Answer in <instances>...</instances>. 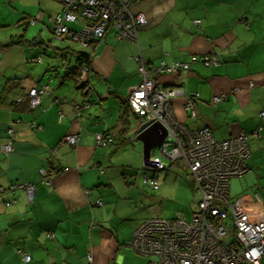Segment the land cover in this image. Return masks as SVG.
<instances>
[{"label": "crops", "instance_id": "crops-1", "mask_svg": "<svg viewBox=\"0 0 264 264\" xmlns=\"http://www.w3.org/2000/svg\"><path fill=\"white\" fill-rule=\"evenodd\" d=\"M132 6L148 18L139 42L118 40L109 29L105 37L81 44L87 48H58L61 67L53 64L56 60H44L42 52L49 47L20 44L24 49L0 51V264H143L148 257L137 253L129 240L142 221L161 211L151 206L140 210L136 200L143 196L141 185L132 181L131 171L117 157L123 103L142 78L135 59L139 56L155 64L160 59L190 62L193 55H215L217 63L197 60L189 69L156 79L162 87H182L186 94L198 95L193 118L184 97L173 100L180 122L190 128L207 126L216 140L247 134L249 170L232 177L230 199L264 212V0H137ZM78 51L92 57L93 86L88 93L78 87L73 68ZM37 57L41 62L33 61ZM50 79L51 93L32 108L27 90ZM219 94L224 99L213 104ZM20 97L22 102L12 105ZM86 98L90 106L77 113L75 105ZM132 116L130 112L128 122ZM9 125L14 149L4 153ZM99 132L111 141L99 144ZM73 134L76 145L65 141ZM46 175L49 181L43 180ZM235 178L241 186L234 194ZM19 182L34 184L32 203L26 190L10 189ZM255 201L258 209L253 210L250 204L255 206ZM19 249L29 253L31 261H25Z\"/></svg>", "mask_w": 264, "mask_h": 264}, {"label": "built area", "instance_id": "built-area-1", "mask_svg": "<svg viewBox=\"0 0 264 264\" xmlns=\"http://www.w3.org/2000/svg\"><path fill=\"white\" fill-rule=\"evenodd\" d=\"M56 1L61 4L62 10L48 16V19L52 22V33L59 41L71 39L88 45L105 37L109 29L115 32L118 40L138 41L139 31L148 23L143 12L133 10L132 5L137 0ZM36 18L42 20L44 13L39 12ZM77 21H82L83 27L78 30L70 28L71 23ZM196 23H200V20H196ZM135 59L142 78L128 100L131 111L137 117V130L146 129L159 121L168 134L151 152V162L142 167V182L155 190L159 189L160 181L155 173L170 171L175 163L180 162L200 198L191 219L181 213L172 218L152 215L145 219L134 231L129 245L137 253L150 258L154 256L155 264H261L264 255V212L255 218L252 210L230 199L229 190L232 177L242 176L249 170L247 161L251 154L247 134L241 131L229 138L216 140L209 127L190 128L185 122H180L172 107L173 100L184 97L185 109L193 118L197 115L195 101L198 95L186 94L182 87H162L156 79V75L178 74L189 69L191 62L197 60L207 65L217 63V58L209 54L202 58L193 55L190 62L160 59L155 64L146 62L142 56ZM41 60V57L33 59L36 62ZM63 64L68 66V61L63 60ZM78 65V85L88 93L93 86L89 78L90 67L87 63ZM52 81L50 79L48 83L27 90L32 108L39 106L43 95L51 93ZM224 97L223 94L215 95L213 104ZM89 106L86 98L75 105V110L79 113ZM260 115L264 118V111ZM7 129L10 137L1 150L11 153L14 149L11 137L14 129L12 125ZM96 137L99 144L106 145L111 141L100 132ZM65 141L76 145L77 134L65 136ZM46 171L42 168L41 174H46ZM49 179L47 175L43 178L46 181ZM20 188L26 190L32 203L34 184L19 182L10 186L12 191ZM97 202L100 203L99 200ZM48 235L53 237L52 233ZM18 252L25 261L31 260L29 253L21 249ZM88 259L91 262L92 255L88 254Z\"/></svg>", "mask_w": 264, "mask_h": 264}, {"label": "rangeland", "instance_id": "rangeland-1", "mask_svg": "<svg viewBox=\"0 0 264 264\" xmlns=\"http://www.w3.org/2000/svg\"><path fill=\"white\" fill-rule=\"evenodd\" d=\"M59 8L60 3L56 0H0V51L24 49L20 44L14 43V40L19 36L24 35V37L28 39L27 42H29L26 46L27 48L38 47L41 50L42 47H49L47 48V53L42 52L44 60L46 62L49 60H56L53 64L61 67V57L56 56L55 53L58 48L65 47L64 49H67L74 47L75 49H84L87 47H83L80 43L71 39L59 41L55 38L54 33L49 29L52 26V22L49 21L48 15L50 13L52 15L55 14ZM41 10L45 11V13L44 18L39 20L36 16ZM70 26L78 30L83 27V23L77 21ZM36 36H39V40ZM35 39L38 41L36 42ZM34 41L36 43H34ZM52 53L53 58L50 57ZM71 58H73L71 59V62H73L75 58ZM137 126V119L132 116L129 120V129L126 131L127 134H125L126 140L121 146L119 145L120 152L119 156H117L118 160L125 165L126 171H131L132 181L141 185V194H143V196L136 200V204L141 207V211L149 206L156 210H160L159 216L172 218L178 213H181L188 219H191L192 212L198 205L200 194L195 190L192 180L186 176L187 170L180 162L175 163L170 171L160 170L155 173L160 181L159 189L155 190L152 186L142 182V167L145 166L142 143L136 139L135 135ZM119 140L120 138H118V141ZM134 146L137 147L139 152L136 156L134 153ZM156 149L157 148H155V150ZM157 155L158 153L156 156ZM164 161L168 164L166 160ZM240 186L241 181L235 178L231 183L232 192H234V194L239 192ZM257 205L258 202L255 206L250 204L253 210L258 209V207H256ZM244 208H246V206ZM259 213L260 212L255 211L253 213L254 217H258ZM150 259L155 261L153 256L151 258L143 257V264H149L148 260ZM150 264L154 263L152 262Z\"/></svg>", "mask_w": 264, "mask_h": 264}, {"label": "water", "instance_id": "water-1", "mask_svg": "<svg viewBox=\"0 0 264 264\" xmlns=\"http://www.w3.org/2000/svg\"><path fill=\"white\" fill-rule=\"evenodd\" d=\"M78 87L82 90L81 86L78 85ZM135 135L136 139L142 143L144 166H147L151 162L150 155L153 149L158 147L168 136L167 129L158 121L147 126L146 129L137 130Z\"/></svg>", "mask_w": 264, "mask_h": 264}, {"label": "trees", "instance_id": "trees-1", "mask_svg": "<svg viewBox=\"0 0 264 264\" xmlns=\"http://www.w3.org/2000/svg\"><path fill=\"white\" fill-rule=\"evenodd\" d=\"M70 28L74 29V27H70ZM74 30H76V29H74ZM27 41H28V39H26V37L24 38V36H19L16 40H14V43L21 44V45H25V44H29V42H27ZM34 43H35V41H34ZM76 56H77V59L75 61V66L73 68H75L76 71L75 70L74 71L76 72V76L78 78V76L80 74V67H79L78 64L79 63H87L90 66V64L92 62V57H91V55L89 53L82 52V51H78L77 54H76ZM37 58H35V59H37ZM18 100H19V102H22L23 98L22 97H20L18 99L16 98V100H14V102L12 103V105L16 106V104L18 103L17 102ZM29 100H30V97L28 95L27 96V104L28 105H29ZM130 112H132V111H131V108H130V105H129V100H128L125 103H123V107H122V115H121V118H122V121H121L122 122L121 123L122 124V129H121V138H120L121 141L118 142V146L119 145L121 146V144H123V142L126 140L124 135H125L126 131L129 129V122L127 121L128 120V117L127 116L129 115ZM10 126L11 125L7 126V128H9Z\"/></svg>", "mask_w": 264, "mask_h": 264}]
</instances>
